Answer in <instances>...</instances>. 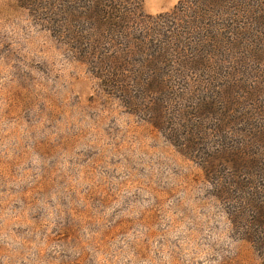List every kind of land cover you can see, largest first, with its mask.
Masks as SVG:
<instances>
[{
	"label": "rangeland",
	"instance_id": "374dc122",
	"mask_svg": "<svg viewBox=\"0 0 264 264\" xmlns=\"http://www.w3.org/2000/svg\"><path fill=\"white\" fill-rule=\"evenodd\" d=\"M192 1L143 13L171 32ZM42 2L0 0V264H264L256 40L254 60L231 58L235 99L216 117L198 77L141 96L112 84L83 0Z\"/></svg>",
	"mask_w": 264,
	"mask_h": 264
},
{
	"label": "trees",
	"instance_id": "16d2710c",
	"mask_svg": "<svg viewBox=\"0 0 264 264\" xmlns=\"http://www.w3.org/2000/svg\"><path fill=\"white\" fill-rule=\"evenodd\" d=\"M25 1L32 7L41 4V1L45 2ZM83 2V16L91 22L90 29L95 36L102 38L98 42L100 53L96 61L101 66L108 67V81L125 85L121 86L124 91L132 93L129 86L133 85L131 81H134L136 86H133V91L139 96L163 94L169 87L173 88L176 80H179L180 84L185 78L190 80L198 77L199 81L195 79V83L202 87L198 97L201 99L200 108H205L206 112H211L217 117L219 113H226L227 109L223 104L222 107L218 105L219 100L222 103L227 101L228 97L230 101L235 99L236 90L231 82H228L231 75L227 74L231 69V58L234 55L239 56L238 62L242 64L250 59L254 60L251 52L249 59L247 56L246 48L250 44L248 36L251 35L256 40L255 57L264 62V0H193L188 15L189 21L184 13V21L178 22L175 18L177 24L173 26L172 31L169 28L171 32L161 27L155 33L148 20H164L165 24L169 22L165 20L169 16L145 15L144 0ZM89 41L93 42L87 44L92 55L96 42ZM103 46L121 49L116 53L107 54L102 53ZM238 67L243 68L239 64ZM126 73L132 75L128 76ZM125 78L129 80L126 81ZM243 82H238L236 88L241 92H244L240 85ZM219 83L221 87L216 88ZM246 88L249 97L256 96L250 91L251 87ZM221 90L228 94L223 95ZM221 129L218 131H222ZM225 138L228 136L225 135Z\"/></svg>",
	"mask_w": 264,
	"mask_h": 264
}]
</instances>
